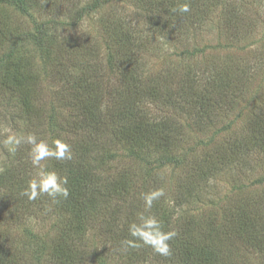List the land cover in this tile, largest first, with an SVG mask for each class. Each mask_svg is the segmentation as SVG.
Returning <instances> with one entry per match:
<instances>
[{
  "label": "rangeland",
  "instance_id": "1",
  "mask_svg": "<svg viewBox=\"0 0 264 264\" xmlns=\"http://www.w3.org/2000/svg\"><path fill=\"white\" fill-rule=\"evenodd\" d=\"M15 1H20L26 11L14 2L0 1V58L14 49L13 62L36 61L35 82L31 85L28 81L26 85L36 89L38 95L33 96L26 112L20 95L11 89L4 90V76L0 74V174L8 169H19L17 165L23 150L29 152L27 145H22L15 154L9 152L3 141L11 133L34 132L50 145L57 138L69 143L72 160L47 159L43 162L59 175L63 173L64 176L66 171L78 165L90 138L84 139L87 142L84 145L81 135L87 133L86 130L67 131L65 121L69 114L53 97L59 87L56 67L61 63L72 67L66 59L69 49L66 46H73L78 40L83 45L84 55H75L82 63L86 62V67L94 66L91 72L101 77L109 90L110 96L107 92L102 105L111 104L123 89L124 80L110 57L115 60L121 52H127L117 38L125 37L126 31V35L133 31L135 37L139 34L145 41L147 48L142 55L144 64L139 70L141 74L137 79L141 84L138 86L143 88L154 80L161 83L164 76L170 74L168 83L172 89L176 88L175 92L181 87L177 80L184 76L196 74L203 81L211 79L210 70L215 75L219 70L218 75L227 70L233 79L235 97L200 124L186 112L178 96L168 97V104L144 100L139 109L142 118L137 119H167L164 126L174 131L168 149H154L145 136L137 141L133 138L134 143L124 140V144H119L117 140L121 135L110 125L102 140L109 143L104 149L108 159L96 158L98 167L93 164L94 169L101 172L102 178L125 171L131 176V193L124 202L119 201L128 212L133 207L132 218L140 209L143 211L142 194L162 188L165 195L157 202L164 207L161 212L176 223L178 219L183 222L189 216H199L203 221L219 225L223 231L232 222L223 216L224 211H236L238 215V212L248 213L254 209L261 214L258 222H264V147L260 142L264 127V0H218V4L213 1L215 6L210 8L211 12L205 16L199 11L191 12L197 17L195 21H187L183 28L178 25L180 13L176 8L186 0H102L98 8L86 13L76 27L72 25L76 15L91 0ZM187 2L190 4L193 0ZM200 3L201 0L199 6ZM232 22L238 23H233L229 32L238 33L242 40L240 44H228L225 39L229 34L223 25ZM248 27L251 29H246ZM170 28L182 34L176 38V34H170ZM40 30H43L42 36ZM31 33L38 40L36 36H30ZM79 72L71 70L72 75ZM165 90L169 92V86ZM171 155L179 160L178 164L166 163L164 166L163 158L169 159ZM32 171L34 174L35 169ZM52 203L49 202V208ZM54 219H25L24 225L11 233L17 240L19 252L26 254L40 250L39 254L43 256L39 264L47 263L49 249L56 237ZM258 229L261 231L259 224ZM4 230L0 227V231ZM88 235L96 255L102 261L107 260L105 264H120L116 256L105 253L109 246L102 235L94 230ZM227 237L240 244L232 234L228 233ZM253 240V244L257 243L255 237ZM237 255V264L241 261L243 264L264 263L253 245L238 250Z\"/></svg>",
  "mask_w": 264,
  "mask_h": 264
},
{
  "label": "trees",
  "instance_id": "2",
  "mask_svg": "<svg viewBox=\"0 0 264 264\" xmlns=\"http://www.w3.org/2000/svg\"><path fill=\"white\" fill-rule=\"evenodd\" d=\"M0 1L14 2L23 12L26 11L20 1ZM101 1L91 0V3L83 7L76 15V20L72 25L76 27L86 13L93 12L98 8ZM213 1L218 4V0H208V2L201 0L199 6V0H193L190 3L192 5L190 12L180 13L177 20L180 28L187 26L186 22L189 20L195 21L197 16L191 12L199 11L202 16L211 12L210 8L215 6ZM228 14L229 12L226 16ZM233 23L238 22L223 25V29L229 34V36H225V39L228 44H240L242 40L238 33L236 31L229 32ZM173 24L176 25V22ZM243 25L241 26L245 29ZM42 31H39L40 36L43 35ZM170 31L172 36L176 34V38L182 34L174 28H170ZM127 32H125V37L117 38L120 40L122 49L127 52L125 54L121 52V55L115 60L110 57L112 63L119 67L124 87L118 93L119 95L114 97L115 102L111 101V104L107 105H102V102L107 97V92L110 96L109 90L102 83L101 77L98 78V75L91 72L94 66L86 67V62L82 63V60L75 55L78 53L84 55L83 45L77 40L73 46H66L69 47L66 59L73 65L69 68L61 63L56 67L55 72L59 76H56V82L59 83V87L53 92V97L56 104L62 103L60 106L62 105L69 114L68 120L65 121L67 131L81 130L80 132H82L86 130L87 133H83L81 138L83 144L86 145L87 142L84 139L89 137L90 144L86 151L82 152L83 157L81 156L78 165L73 166V169L66 171L64 175L68 178L69 197L67 199L59 198L58 202L53 201L50 208L49 202L52 200L47 196L40 197L36 201H29L21 194L33 175L32 165L28 163L30 159L27 149L23 150L24 154L22 153L23 155L19 159L17 165L19 169H8L0 174V227L6 230L0 231V264L40 263L43 256L39 254L40 250L21 254L19 247H16L15 236L11 235L13 231L24 225L25 219L27 221L30 218L43 221L55 218L56 237L53 239V245L49 249L45 264H105L104 262L107 260L102 261L96 255L95 247L89 243L88 232L91 230L106 239L109 249L105 253L108 256H116L117 259H120V264H237L235 257H238V250L252 245L257 250V256L264 260V222H258V217L261 214L256 209L248 213L241 211L238 212V215L236 211H227L228 213L224 211L223 216H227L228 222H232L221 231L219 225L211 221H203L199 216H189L183 222L178 219L176 223L171 220L169 215L161 212L164 208L162 203L155 201L152 212L163 221L164 230L176 232V236L170 241L171 255L162 257L154 253L150 247L127 248L122 243L126 239H132L128 233V225L136 220V217L132 218L135 213L133 207L131 206V210L128 212L123 205H120L119 201L124 202L131 193V176L125 171L119 175L114 174L111 177L108 175L102 178L101 172H97L93 167V164L96 165V161H94L96 158L108 159L104 149L108 148L109 143L102 141L105 133L108 132L106 131L108 126L110 128L112 125V128L121 135L117 140L119 144H124V140L134 143L133 138H136L137 141L138 138L145 136L149 138L147 140L151 142V145H154V149L162 151L170 146L174 131L172 128L164 126L167 122L165 118L156 121H150L144 117L141 120L137 119L138 117L142 118L139 109L144 100H155L168 104V97L178 96L184 104L182 106L185 107L186 112L194 117L195 123L200 124L204 119L209 118L218 107L222 104H229L235 97L232 91L233 79L227 70L220 75L218 74L221 70L217 72V75L213 70H210L211 79H203V81L196 77V74L194 77L190 76L191 79L189 76H184L177 80L181 87L175 92L176 88L172 89L169 85L170 74L164 76L161 83L154 80L152 84L143 88L138 86L141 84L137 79L141 74L139 70L144 64L142 55L147 51V48L139 34L135 37V32L132 31V33L129 32L130 35H126ZM29 35L36 36L33 33ZM139 48L144 50L141 51ZM13 55L14 49L0 58V74L4 76L2 86L4 90L11 89L20 95L22 106L28 112L33 96H37L38 93L36 89L27 86L26 83L30 82L33 85L35 82L37 63L34 60L29 63H15ZM73 69L80 71V74L72 75L71 70ZM166 78L168 79L166 80ZM167 86H169V92L165 90ZM182 106L179 105L181 108ZM171 121L173 120L171 119ZM262 129L263 133L260 135L262 140L256 139H260L261 145L264 147V127ZM110 146L112 147V144ZM25 159L27 161L24 162ZM163 159L161 161L163 160L164 166L166 163L178 164L179 161L174 155H171L169 159ZM96 166L98 167V165ZM122 215L127 217L120 218ZM258 224L261 231L256 230ZM228 233L237 238L240 244L227 237ZM254 237L257 243L253 244ZM241 262L238 264H243ZM262 264L264 263L262 262Z\"/></svg>",
  "mask_w": 264,
  "mask_h": 264
},
{
  "label": "clouds",
  "instance_id": "3",
  "mask_svg": "<svg viewBox=\"0 0 264 264\" xmlns=\"http://www.w3.org/2000/svg\"><path fill=\"white\" fill-rule=\"evenodd\" d=\"M190 10L187 0L176 9L179 13H188ZM3 143L8 146L12 154H15L22 145L29 146L28 157L35 172L21 193L29 201H36L40 197L47 196L52 201L58 202L59 198L69 197L67 176L59 175L43 163L47 159L72 160L73 151L69 143L57 138L50 145L47 140L38 138L34 132L11 133ZM164 195L162 188L142 194L143 211L138 212L136 220L128 225V233L132 239L122 242L127 248L150 247L154 253L162 257L171 255L170 241L174 239L176 232L165 231L163 221L152 212L154 202Z\"/></svg>",
  "mask_w": 264,
  "mask_h": 264
}]
</instances>
